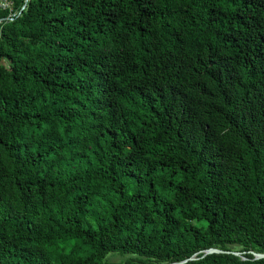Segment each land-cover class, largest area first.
I'll list each match as a JSON object with an SVG mask.
<instances>
[{
    "label": "trees",
    "instance_id": "obj_1",
    "mask_svg": "<svg viewBox=\"0 0 264 264\" xmlns=\"http://www.w3.org/2000/svg\"><path fill=\"white\" fill-rule=\"evenodd\" d=\"M0 20V264H264V0Z\"/></svg>",
    "mask_w": 264,
    "mask_h": 264
},
{
    "label": "water",
    "instance_id": "obj_2",
    "mask_svg": "<svg viewBox=\"0 0 264 264\" xmlns=\"http://www.w3.org/2000/svg\"><path fill=\"white\" fill-rule=\"evenodd\" d=\"M27 1V0H25ZM24 7V6H23ZM1 22V20H0ZM220 254V253H230L228 251H223V250H220V249H215V248H210L206 251H204V255H209V254ZM234 255L236 256H240V253L238 252H232ZM253 256H254V259L258 260V259H264V254H261V253H252ZM197 255H194L193 257H190L188 260H195L197 259L196 257ZM188 260H185V261H182V262H176V263H170V264H183L185 262H187Z\"/></svg>",
    "mask_w": 264,
    "mask_h": 264
}]
</instances>
